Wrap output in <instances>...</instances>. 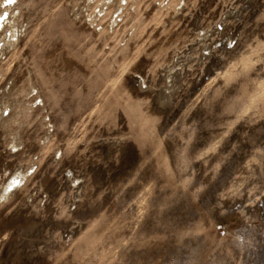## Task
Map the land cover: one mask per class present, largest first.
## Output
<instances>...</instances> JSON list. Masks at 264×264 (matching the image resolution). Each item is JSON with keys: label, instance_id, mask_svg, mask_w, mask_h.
<instances>
[{"label": "rangeland", "instance_id": "obj_1", "mask_svg": "<svg viewBox=\"0 0 264 264\" xmlns=\"http://www.w3.org/2000/svg\"><path fill=\"white\" fill-rule=\"evenodd\" d=\"M4 1L0 264H264V0Z\"/></svg>", "mask_w": 264, "mask_h": 264}, {"label": "bare ground", "instance_id": "obj_2", "mask_svg": "<svg viewBox=\"0 0 264 264\" xmlns=\"http://www.w3.org/2000/svg\"><path fill=\"white\" fill-rule=\"evenodd\" d=\"M0 1H1V3L3 2V0H0ZM16 1H17V3H19L20 0H15V2ZM14 3H7V0L4 1V5H6V6L9 5V9L11 8V6ZM121 3H122V0H118L119 10L120 11H121V9L122 10L124 9V7H123L124 4H121ZM88 4H89V0H80V8H79V13L80 14H82V8L81 7L83 6V8L84 7L88 8V6H89ZM11 9H13V8H11ZM15 9H17V6H15ZM5 10H6V8H5ZM124 13L125 12L123 10L122 11V14H119L118 17H116V20L114 22L115 24H117L119 17L123 16ZM107 17H108V14H107V16L102 21H105ZM9 19H10L9 20L10 21V26L9 27H5L4 30L2 31V33H0V51H2V52H4V50H7L8 48L15 47L16 45H17V48H16V50H17L18 47L23 42V39H24V37H23L24 36L23 27L24 26L20 22V20H21V13L19 15H13V17H11V15H10L9 16ZM4 21H5V19H0V28L4 26ZM117 26L119 27L120 24H118ZM203 37H206V36H203ZM0 82L2 83V80ZM2 94L0 95V97L2 96ZM13 115H15V113L12 112V111H10V113L7 116H4V112H3L0 115V126L3 127L5 124H7L11 120V118H12ZM15 146L18 147L19 144H16ZM27 173H28V170H24V171H21V172L16 173L15 176H13L10 179L11 181L10 182L8 181L9 183L7 182L5 184V186H3L4 187L3 188V192H4V195L3 196L4 197H7V195L10 193V190L13 187H15L17 184H22L24 182V180L28 176ZM29 180H30V177L25 180V185L29 182Z\"/></svg>", "mask_w": 264, "mask_h": 264}, {"label": "snow or ice", "instance_id": "obj_3", "mask_svg": "<svg viewBox=\"0 0 264 264\" xmlns=\"http://www.w3.org/2000/svg\"><path fill=\"white\" fill-rule=\"evenodd\" d=\"M15 0H7V3H14Z\"/></svg>", "mask_w": 264, "mask_h": 264}]
</instances>
